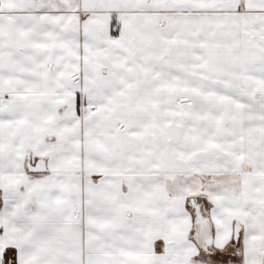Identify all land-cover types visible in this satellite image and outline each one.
Returning a JSON list of instances; mask_svg holds the SVG:
<instances>
[{"label": "snow or ice", "instance_id": "obj_1", "mask_svg": "<svg viewBox=\"0 0 264 264\" xmlns=\"http://www.w3.org/2000/svg\"><path fill=\"white\" fill-rule=\"evenodd\" d=\"M0 264H264V0H0Z\"/></svg>", "mask_w": 264, "mask_h": 264}]
</instances>
